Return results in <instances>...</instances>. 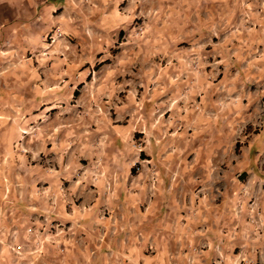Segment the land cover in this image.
Here are the masks:
<instances>
[{
	"label": "crops",
	"instance_id": "crops-1",
	"mask_svg": "<svg viewBox=\"0 0 264 264\" xmlns=\"http://www.w3.org/2000/svg\"><path fill=\"white\" fill-rule=\"evenodd\" d=\"M0 241V264H264V0H0Z\"/></svg>",
	"mask_w": 264,
	"mask_h": 264
},
{
	"label": "built area",
	"instance_id": "built-area-1",
	"mask_svg": "<svg viewBox=\"0 0 264 264\" xmlns=\"http://www.w3.org/2000/svg\"><path fill=\"white\" fill-rule=\"evenodd\" d=\"M143 26L144 21L140 19L139 26L136 27L138 33H142ZM65 37L66 35L61 30L55 28L47 33L45 36V43L48 47L54 46L59 41L64 40ZM134 169L137 173H141L146 169L149 195L153 196L155 190L157 189V183L159 179L157 168L149 160H141L135 164ZM45 221L46 219H44V222ZM26 233L27 236H32V238L26 237L21 243H17L15 242L16 232H11L10 242L6 243L4 246L15 258H22L27 253L29 257H33V259H35L39 254L42 253V249L46 243V240L41 238V234L33 236L32 228H28ZM1 244L2 242L0 241V245Z\"/></svg>",
	"mask_w": 264,
	"mask_h": 264
}]
</instances>
